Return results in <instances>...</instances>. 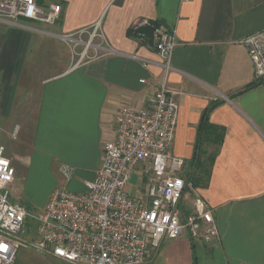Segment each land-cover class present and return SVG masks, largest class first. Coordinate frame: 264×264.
Segmentation results:
<instances>
[{
    "label": "crops",
    "instance_id": "obj_1",
    "mask_svg": "<svg viewBox=\"0 0 264 264\" xmlns=\"http://www.w3.org/2000/svg\"><path fill=\"white\" fill-rule=\"evenodd\" d=\"M36 1L46 7L61 4L55 23L20 18L21 26L0 25V110L6 117L29 114L18 124L30 151L27 163L45 161L66 179L62 186L86 190L105 144L116 138L118 109L146 107L163 83L157 51L131 32L139 18L157 21L174 30L178 42L166 84L179 103L171 150L186 159L183 174L196 170L195 142L210 106L208 121L224 127L225 134L209 182L196 186L197 192L187 190L180 204L191 214L196 198L204 199L219 237L193 241L184 232L165 238L144 264H264V83L239 92L256 79L247 47L237 41L264 29V0ZM97 23L105 43L118 53L75 64L73 47L80 51L79 38L84 41L87 34L80 31ZM64 33H76V40L65 42ZM139 167L144 175V165ZM16 170L13 200L22 173L19 166ZM143 179L136 188L128 183L127 192L149 201Z\"/></svg>",
    "mask_w": 264,
    "mask_h": 264
},
{
    "label": "built area",
    "instance_id": "obj_2",
    "mask_svg": "<svg viewBox=\"0 0 264 264\" xmlns=\"http://www.w3.org/2000/svg\"><path fill=\"white\" fill-rule=\"evenodd\" d=\"M60 11L61 4L46 7L36 0H0V25L21 26L20 18L52 24ZM90 29L80 31L89 34L87 40L79 38L82 49L73 47L74 56H79L75 64L118 53L105 43L100 23ZM131 32L157 51L164 80L146 107L122 105L118 109L116 138L105 144L101 166L95 177L86 181L85 191L57 186L40 210H28L12 198L17 170L0 143V264H15L21 246L69 264H144L165 238H178L184 232L193 241L212 242L219 237L216 219L204 199L196 198L194 213L185 214L180 207L185 192H197V187L183 174L186 159L170 150L179 103L166 79L173 69L176 33L149 18L134 21ZM75 34L60 37L71 43L76 40ZM95 38L101 41L95 42ZM237 41L247 47L256 81L264 83V29ZM91 49L94 54L89 55ZM142 60L148 65L147 59ZM18 129L14 127L9 137L16 138ZM139 165H144L149 201L138 200L127 192L131 175ZM63 173L70 178L71 169L65 167ZM30 220L35 225L32 230Z\"/></svg>",
    "mask_w": 264,
    "mask_h": 264
},
{
    "label": "rangeland",
    "instance_id": "obj_3",
    "mask_svg": "<svg viewBox=\"0 0 264 264\" xmlns=\"http://www.w3.org/2000/svg\"><path fill=\"white\" fill-rule=\"evenodd\" d=\"M88 35L89 34H84L83 39H87ZM81 47L78 50H81ZM92 54H94L93 49L89 51V55ZM73 59L74 63H76L79 59V56L76 54ZM31 103L32 101L30 102V104ZM27 116L22 117L13 114L6 117L3 116L0 110V143L5 144L7 155L13 158V165L19 166L22 170V173H19L21 174V178L16 182V185H18L20 191L16 193L15 199L21 201L28 208V210L34 212L40 210L44 206L51 190L54 187L62 186L65 183L66 179L62 176V174L55 173L53 169L49 167V165L45 164V161L37 162L36 158H34L32 163H27V161L25 160L26 154H28L30 151L28 152V150L26 149V145L22 144V131L20 130L21 127L18 124L20 122L19 120H21L22 122L23 120L28 119L29 114ZM16 126H19L17 137H9L8 135ZM143 177L144 175L140 170V167L137 168L131 176V179L129 181V188H136L137 185L141 183L143 184ZM28 226L30 230H32L35 227L34 222L30 220L28 222ZM15 264L69 263L53 255L40 253L32 249L31 247L21 246L18 249Z\"/></svg>",
    "mask_w": 264,
    "mask_h": 264
},
{
    "label": "trees",
    "instance_id": "obj_4",
    "mask_svg": "<svg viewBox=\"0 0 264 264\" xmlns=\"http://www.w3.org/2000/svg\"><path fill=\"white\" fill-rule=\"evenodd\" d=\"M259 84V81L248 84L239 92L247 91ZM212 107L205 111L203 120L200 122L198 135L195 142L193 167L196 168L194 173L189 172L195 186H205L211 176V167L215 162L220 147L224 141L225 129L222 126L214 125L208 121V115ZM207 145L210 147L206 148Z\"/></svg>",
    "mask_w": 264,
    "mask_h": 264
}]
</instances>
